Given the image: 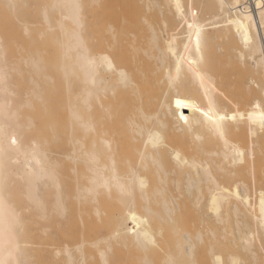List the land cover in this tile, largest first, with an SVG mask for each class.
Masks as SVG:
<instances>
[{
	"label": "bare ground",
	"instance_id": "6f19581e",
	"mask_svg": "<svg viewBox=\"0 0 264 264\" xmlns=\"http://www.w3.org/2000/svg\"><path fill=\"white\" fill-rule=\"evenodd\" d=\"M0 264H264V0H0Z\"/></svg>",
	"mask_w": 264,
	"mask_h": 264
},
{
	"label": "rangeland",
	"instance_id": "374dc122",
	"mask_svg": "<svg viewBox=\"0 0 264 264\" xmlns=\"http://www.w3.org/2000/svg\"><path fill=\"white\" fill-rule=\"evenodd\" d=\"M236 78H239V75L236 74ZM72 81H73V80H72ZM45 83H46L45 86H48V85H49V80L47 79V82H45ZM21 89L23 90V88H21ZM54 90H55V91H59V92L62 91L63 93L61 92V95L65 94V91H64L62 85H61V86H57V87H55ZM25 98H26L25 95H20V97L18 98V101L25 100ZM71 99H73V97H71ZM74 100H75V99H73V101H74ZM36 101H38V100H36ZM75 101H76V100H75Z\"/></svg>",
	"mask_w": 264,
	"mask_h": 264
},
{
	"label": "snow or ice",
	"instance_id": "6c2138e0",
	"mask_svg": "<svg viewBox=\"0 0 264 264\" xmlns=\"http://www.w3.org/2000/svg\"><path fill=\"white\" fill-rule=\"evenodd\" d=\"M14 142V141H13Z\"/></svg>",
	"mask_w": 264,
	"mask_h": 264
}]
</instances>
